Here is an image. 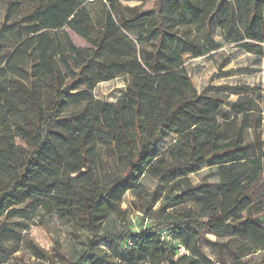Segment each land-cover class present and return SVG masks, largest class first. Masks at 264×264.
Instances as JSON below:
<instances>
[{
	"label": "trees",
	"instance_id": "obj_1",
	"mask_svg": "<svg viewBox=\"0 0 264 264\" xmlns=\"http://www.w3.org/2000/svg\"><path fill=\"white\" fill-rule=\"evenodd\" d=\"M122 1L140 4L116 19ZM6 2L0 23V158L19 155V140L30 160H43L79 188L89 236L70 264H112L100 241L118 246L121 264H211L201 249L209 235L264 229V104L255 97L264 90L239 84L200 92L183 55L202 57L221 44L176 36L178 49L169 40L182 25L204 27L208 34L215 27L226 43L264 60V0ZM98 2L106 8L97 21L85 8ZM148 2L153 5L141 8ZM67 29L88 47L76 45ZM146 43L155 49L142 61L138 47ZM19 51L30 61L26 80L9 74ZM115 66L128 76L126 88L115 101L96 98L91 88L113 81ZM193 174H202L199 182ZM144 178L153 182L152 190ZM127 192L137 201L143 197L135 208L155 224L138 231L130 225L114 232L103 228ZM220 263L247 264L236 251L230 262Z\"/></svg>",
	"mask_w": 264,
	"mask_h": 264
},
{
	"label": "rangeland",
	"instance_id": "obj_2",
	"mask_svg": "<svg viewBox=\"0 0 264 264\" xmlns=\"http://www.w3.org/2000/svg\"><path fill=\"white\" fill-rule=\"evenodd\" d=\"M138 4L140 3L120 2L114 13L116 19L119 15L127 13L129 7ZM152 5L153 2H148L141 5V8ZM105 8V3L98 2L87 5L85 12L98 21L103 18ZM6 11V0H0V23ZM67 32L76 45L88 47L86 41L78 34L70 29H67ZM171 34L173 36H170L169 40L178 49H181V46L176 36L199 38L210 46L221 44V48L202 57L183 55L186 69L200 92L211 91L212 86L239 84L258 86L264 90V60L226 43L221 38L220 29L213 27L212 33L208 34L204 27L182 25L172 29ZM12 41L11 37L4 39L9 47L13 46ZM154 49L152 43L140 45L138 53L142 61L151 58ZM29 67L30 61L26 52L19 51L11 60L9 74L26 80ZM115 72L113 81L101 82L91 88L96 98L115 101L121 90L126 88L128 76L118 66H115ZM223 92H229L233 100L238 97L229 90ZM255 97L258 105L263 107L264 91ZM246 119L250 125L251 119L248 116ZM245 137L247 143L252 144L251 128L246 129ZM173 139L168 138L164 144ZM17 142L19 155L11 159L0 158V264H70L83 251L89 236L83 226L80 211L82 194L73 181L63 178L43 160H30V152L26 153L27 146L19 140ZM103 150L102 148V164L107 178H111L114 172ZM201 175L193 174L191 178L197 183ZM143 184L148 190L154 187L148 178L143 179ZM174 187L177 192L183 189L178 182L174 183ZM136 201L137 197L132 192L125 193L121 209L109 215L103 228L114 232L130 225L134 231H138L141 226L155 224V218L143 216L136 210ZM141 202L143 197L137 201ZM181 202L191 204L186 197H182ZM161 203L163 201L157 202L152 210H156ZM220 208L225 214L224 207ZM209 238L211 241L202 242L201 249L211 264H221L220 261L223 260L230 262L235 251L239 259L247 264L264 263V250L260 249L264 243V229L250 230L243 236L235 234L217 238L209 235ZM100 244L110 254L112 264H121L118 246L109 245L106 241H100ZM254 246L258 250L253 251ZM181 251L185 250L181 248Z\"/></svg>",
	"mask_w": 264,
	"mask_h": 264
},
{
	"label": "built area",
	"instance_id": "obj_3",
	"mask_svg": "<svg viewBox=\"0 0 264 264\" xmlns=\"http://www.w3.org/2000/svg\"><path fill=\"white\" fill-rule=\"evenodd\" d=\"M163 235H165V236H166L165 232L163 233Z\"/></svg>",
	"mask_w": 264,
	"mask_h": 264
}]
</instances>
